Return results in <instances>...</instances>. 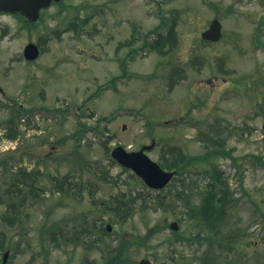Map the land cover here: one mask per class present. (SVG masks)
Returning a JSON list of instances; mask_svg holds the SVG:
<instances>
[{"label": "rangeland", "instance_id": "rangeland-1", "mask_svg": "<svg viewBox=\"0 0 264 264\" xmlns=\"http://www.w3.org/2000/svg\"><path fill=\"white\" fill-rule=\"evenodd\" d=\"M62 4L34 27L22 29L0 17L7 30L0 31V202L14 198L17 207L12 212L0 203V249L14 251L12 264H65L68 259L80 264L85 248L62 237L54 244L49 231L61 228L72 235L88 227L112 251L123 238L136 241L125 255L131 264L143 258L154 264H203L199 255L210 246L192 241L198 232L217 233L199 211L208 191L204 174L199 169L200 175L184 173L154 191L109 156L118 145L139 150L153 139L149 156L160 164L172 147L199 156L206 152L205 135L220 126L232 153L218 160L230 184L228 231L231 227L241 242V258L230 264H264V51L256 46L257 38L264 46V0ZM214 19L222 23L223 36L206 42L201 35ZM173 20V46L138 54L163 21ZM30 42L41 49L33 62L23 57ZM118 76L127 79L111 88ZM10 133H17L16 140L7 138ZM23 172L36 173L41 187L52 189L67 178L76 187L64 195L57 184L56 191H35L33 197ZM186 185L185 194L177 191ZM122 195L132 207L125 219L112 209ZM173 222L179 224L176 232L169 227ZM107 224L113 229L104 236ZM157 226L165 228L150 234ZM217 251L227 261L217 255L210 261L229 264L226 245ZM105 253L93 251L91 260L102 264Z\"/></svg>", "mask_w": 264, "mask_h": 264}, {"label": "trees", "instance_id": "trees-1", "mask_svg": "<svg viewBox=\"0 0 264 264\" xmlns=\"http://www.w3.org/2000/svg\"><path fill=\"white\" fill-rule=\"evenodd\" d=\"M163 27H167V29ZM175 29V20H173L172 23L163 21L162 25L156 29L157 38L151 42V50H159L160 52L162 47H165L167 44L173 46L175 44L174 38L176 37ZM189 113L191 114V110ZM197 122L198 121H195L194 124ZM217 127L218 128H215L214 131L212 129L208 134H206L205 139H203L204 146L206 148V152L204 154L199 156H187L180 147H172L170 149L168 148L169 151H167L168 149L165 150L161 156V165L167 170L177 171L179 176H182L184 173L200 175V172H202L205 178H207L208 191L205 194V197H203L204 204L200 206L201 210L199 211L203 216L204 224L206 226L209 225L210 230H216L217 233L214 234L212 232L211 234H203L202 236V233L198 232V236L201 240L206 241L209 244L210 247L208 249V253L214 251L218 257H221V253H219L217 250L223 248L224 245L228 246V251H230V255H232L228 256L230 258L228 259V263L230 264L232 261H234L233 259L238 258V255L241 254V242L237 235L233 231H230L231 227L228 231L227 216H229V205L227 208V204L229 200L228 197L231 193L230 184L227 178L224 177V173L218 165V160L220 158H232V153L228 152L229 150L225 146V139L221 134L222 129L220 126ZM16 137L17 133H10L7 135V138L12 140L16 139ZM258 159L262 161L263 158ZM261 164L264 168V162ZM235 167L240 174V167L238 165H235ZM187 188L188 186L186 185L184 189H177V191L180 192L181 190V192H184L183 194H185ZM177 196L181 197L180 195ZM131 210L132 207L128 202L125 201H120L114 208V211H116V213H118L123 219L130 216ZM164 228V226H157L151 230V233L154 234L155 232H161ZM221 230L224 231V233H221ZM217 247L219 248L216 249ZM211 254L212 253H210V255L204 254L201 257L204 264H216L214 259L210 261L212 258ZM240 256L241 255H239V259L241 258ZM112 261L113 263L115 262V264L130 263L129 258L126 257L122 252L116 257V259L113 258Z\"/></svg>", "mask_w": 264, "mask_h": 264}, {"label": "water", "instance_id": "water-1", "mask_svg": "<svg viewBox=\"0 0 264 264\" xmlns=\"http://www.w3.org/2000/svg\"><path fill=\"white\" fill-rule=\"evenodd\" d=\"M61 0H0V11L23 12L30 22H36L42 8L49 7L52 2ZM203 39L217 42L222 37V24L219 20H213L207 31L202 34ZM39 48L34 43H29L24 50L27 60H36L39 57ZM155 146L153 142L149 146H144L139 151L128 152L124 147L118 146L111 152L112 157L123 167L132 170L149 187L153 189H163L174 177V172H167L146 153ZM173 230L178 229L177 223H172ZM140 264H152L148 260L141 261Z\"/></svg>", "mask_w": 264, "mask_h": 264}, {"label": "flooded vegetation", "instance_id": "flooded-vegetation-1", "mask_svg": "<svg viewBox=\"0 0 264 264\" xmlns=\"http://www.w3.org/2000/svg\"><path fill=\"white\" fill-rule=\"evenodd\" d=\"M65 0H62L61 3H56V2H52V4L47 7V8H43L40 10V17L38 19V21L34 24H37L38 22H40L44 16H45V13L49 10H51L52 8L54 7H59L61 6V4L64 2ZM66 10V9H65ZM0 17H9L11 18L13 21H15L18 26H21V28L23 29L24 26L26 24H30L29 20H27L26 16L24 15L23 12H15V13H11V12H5V11H0ZM0 31L2 32H5L7 33V30L5 27L3 26H0ZM261 40V38H259V41ZM120 77L118 76L115 80H118ZM22 181L23 182H26V179H30V182H34L35 185H29L30 187V193H32L33 197H35V191L39 192L40 193V190L43 188V189H49L50 191H56L54 190L55 187L57 186L58 183H56V185L50 189L51 187L47 188V187H41L39 183H37L36 181V173H34V177L31 175H25V173L23 172V176H22ZM68 181V189L65 188H62V187H59L58 186V190L60 192H64V195L66 193H68L71 189L74 190V187H76V183H72L70 181L69 178L66 179ZM62 182V181H60ZM60 185V184H59ZM91 185V184H90ZM93 185V184H92ZM94 186V185H93ZM71 190V191H72ZM26 195V194H25ZM27 197V195H26ZM108 225H106V228H102V233L104 234V236L106 234H109V232L112 231V227L111 228H108ZM112 226V225H111ZM52 233V237H51V241L54 242V244L58 243V239L60 237L64 238L66 242H69V243H74V244H80L81 246H83L85 249H84V253L82 254L81 256V263L80 264H99V260L98 259H94L95 261L91 260V253H93V251H100V250H103L105 253V256H101L100 260L102 262V264H115V262L113 263L112 259H116V257L122 252L124 255H126V253L128 252V250L136 245V241H125V239L123 238L122 240H120V243L118 244V246L116 247L117 250L116 251H112L110 249H108V246H104L102 247L101 244L103 243H106L105 242V238L103 236H96L95 235V229H89L88 227H82L80 228V230H76L72 235H66L65 231L63 229H53L51 231H49V234ZM81 234H83V236H81ZM84 236H86L84 238ZM148 237L150 236H147L145 238H147L148 240ZM107 244V243H106ZM105 247L107 249H105ZM106 250V251H105ZM43 254L44 255H49L47 253V251H43ZM22 255V254H21ZM13 256H14V251L11 250V249H0V264H12V259H13ZM74 259V258H73ZM86 259V260H85ZM142 260H146V258H143L141 259L138 263L137 262H133V264H140V262ZM48 264V263H46ZM65 264H72L70 259H68Z\"/></svg>", "mask_w": 264, "mask_h": 264}]
</instances>
